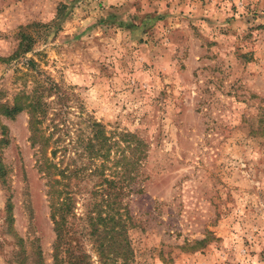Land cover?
<instances>
[{"label": "rangeland", "instance_id": "374dc122", "mask_svg": "<svg viewBox=\"0 0 264 264\" xmlns=\"http://www.w3.org/2000/svg\"><path fill=\"white\" fill-rule=\"evenodd\" d=\"M140 154L130 264H264V0H0V264H52L40 155L70 199L60 264H101L88 168Z\"/></svg>", "mask_w": 264, "mask_h": 264}, {"label": "trees", "instance_id": "16d2710c", "mask_svg": "<svg viewBox=\"0 0 264 264\" xmlns=\"http://www.w3.org/2000/svg\"><path fill=\"white\" fill-rule=\"evenodd\" d=\"M30 126L33 142H37L39 139V132L35 128L34 119H31ZM101 134V130L96 131L95 137H102ZM97 140V150L94 149V145L88 146V153L91 155V158L95 156L103 157L101 151L105 145V140L103 138H98ZM122 141L126 143L128 149L132 148V150H135L134 146H132L133 143L136 145L135 147L142 145L139 140L130 134L125 135ZM140 157L141 154L132 159L127 155H123V179L118 180V182L103 178L101 169L95 167L92 163L90 164L93 170L88 168V182L92 180L96 181L95 187L98 188V191L94 194L100 196V200L93 204L91 212L88 211V206L86 207L87 212L85 220L89 223L88 235L92 237L93 242L97 244L98 250L100 251V259H103L101 264H130L128 257L130 256L131 250L126 236V221L128 220L127 208L121 202L120 197L124 194L125 189L129 187L130 182H133V177L140 166ZM55 169L56 166L54 163L50 161L47 162L43 155H40L39 170L47 179L48 190L46 195L48 196L50 218L55 234V240L52 244L51 260L52 264H60L61 246H70V242H68L70 241L68 234L69 227L67 226L66 216L70 214L71 205L70 199H66L62 205L55 201V182L51 181V171ZM72 176H74L73 179H75V181L78 180V178L85 177L82 170L74 171ZM103 186H106V188L103 189ZM65 253L67 254L69 252L66 251ZM35 254L40 256V252L38 251H36ZM81 256V254L78 255L73 261L69 259V261H67L68 264H86ZM69 257H73L72 254H70ZM34 264H43L41 258L39 257Z\"/></svg>", "mask_w": 264, "mask_h": 264}]
</instances>
